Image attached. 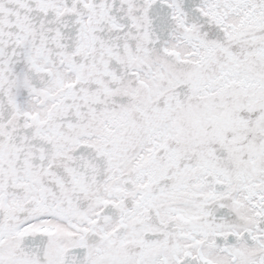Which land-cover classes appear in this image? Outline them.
Returning a JSON list of instances; mask_svg holds the SVG:
<instances>
[{
    "label": "snow or ice",
    "instance_id": "6c2138e0",
    "mask_svg": "<svg viewBox=\"0 0 264 264\" xmlns=\"http://www.w3.org/2000/svg\"><path fill=\"white\" fill-rule=\"evenodd\" d=\"M0 264H264V0H0Z\"/></svg>",
    "mask_w": 264,
    "mask_h": 264
}]
</instances>
